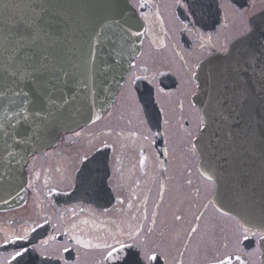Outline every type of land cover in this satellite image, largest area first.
Here are the masks:
<instances>
[{
  "label": "flooded vegetation",
  "instance_id": "obj_1",
  "mask_svg": "<svg viewBox=\"0 0 264 264\" xmlns=\"http://www.w3.org/2000/svg\"><path fill=\"white\" fill-rule=\"evenodd\" d=\"M129 1L141 52L102 118L28 161L26 197L0 206V264H262L263 232L219 210L201 173L193 95L197 65L245 35L264 0Z\"/></svg>",
  "mask_w": 264,
  "mask_h": 264
},
{
  "label": "water",
  "instance_id": "obj_2",
  "mask_svg": "<svg viewBox=\"0 0 264 264\" xmlns=\"http://www.w3.org/2000/svg\"><path fill=\"white\" fill-rule=\"evenodd\" d=\"M13 3L14 8L4 7ZM33 23L41 39L18 58L46 57L50 64L43 82L46 122L41 125L31 106L22 111L19 102L13 103L12 91L0 97V205L5 207L23 199L31 155L108 110L143 38V24L128 0H0V65L12 64L14 55L4 36L26 35ZM196 80L194 101L205 124L195 145L203 175L217 182L214 201L243 223L250 221L246 226L264 231L253 226L264 214V12L228 53L202 62ZM21 88L36 94L24 83ZM29 125L26 136L16 135ZM92 166H84L83 174L96 182Z\"/></svg>",
  "mask_w": 264,
  "mask_h": 264
},
{
  "label": "snow or ice",
  "instance_id": "obj_3",
  "mask_svg": "<svg viewBox=\"0 0 264 264\" xmlns=\"http://www.w3.org/2000/svg\"><path fill=\"white\" fill-rule=\"evenodd\" d=\"M4 7L7 8H14L15 4H5ZM41 39L40 32L36 30V27L33 23V26L27 30L26 35H21L20 33H16L15 36L9 34L4 36V40L8 42V46L12 47L13 49V57H12V64L8 66L0 65V97H6L8 91H12L13 95L16 97V100L12 101L13 103L19 102L22 106V111H28L29 109L23 108L24 105L31 106L32 115L35 117H42V113L45 111L46 108V97H47V90L43 87V82L45 80V76L47 73L51 71V67L49 62H47V58L45 57L43 60L40 58L39 60L34 59L28 55L19 56L18 54L21 52L22 49L28 47L35 43V41ZM110 42L115 44L116 41L110 37ZM120 40L123 39V36L119 37ZM15 45V46H13ZM7 51V47L4 49ZM21 83H24L26 86H31L33 90H35V95L25 88H21ZM27 119V117H25ZM46 122V117L41 118V125H44ZM32 131L31 126L29 125L25 128L23 133L17 132V136L27 135L29 132ZM79 135V133H77ZM190 183V181H189ZM176 219H180L179 216ZM243 219V218H242ZM245 224L251 223L248 220H244ZM258 226L261 229H264V214H262L260 222ZM193 232L196 231L195 228L192 229ZM251 231V228L246 229V232ZM257 233L252 232V235L255 236ZM27 238V235L24 236H17V240H24ZM249 237L248 235H244L243 239L247 240ZM261 244L264 246V233L260 236ZM77 243H82L81 241H77ZM85 247H89L90 245L84 244ZM125 247L133 248L136 245H127L121 244V251L124 250ZM28 251L27 248H24L23 251H17L13 259L16 260L17 258L22 259L24 253ZM112 252L108 253V256L111 257ZM136 254L129 252V257H133ZM150 261H156L158 257L153 254L147 257ZM231 259V257H229ZM239 260V257H236ZM19 264V261H17ZM125 264H129L128 261H125ZM132 264H139L138 261L133 260ZM218 264H226L224 259H219Z\"/></svg>",
  "mask_w": 264,
  "mask_h": 264
},
{
  "label": "bare ground",
  "instance_id": "obj_4",
  "mask_svg": "<svg viewBox=\"0 0 264 264\" xmlns=\"http://www.w3.org/2000/svg\"><path fill=\"white\" fill-rule=\"evenodd\" d=\"M21 201H22V200H20V202H21ZM20 202H19V203H20Z\"/></svg>",
  "mask_w": 264,
  "mask_h": 264
},
{
  "label": "rangeland",
  "instance_id": "obj_5",
  "mask_svg": "<svg viewBox=\"0 0 264 264\" xmlns=\"http://www.w3.org/2000/svg\"><path fill=\"white\" fill-rule=\"evenodd\" d=\"M183 164H185V161H184V163Z\"/></svg>",
  "mask_w": 264,
  "mask_h": 264
}]
</instances>
